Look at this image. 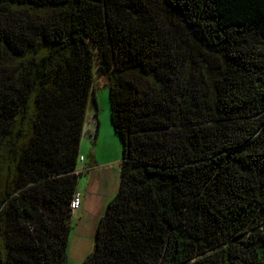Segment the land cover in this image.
<instances>
[{
	"label": "trees",
	"instance_id": "obj_1",
	"mask_svg": "<svg viewBox=\"0 0 264 264\" xmlns=\"http://www.w3.org/2000/svg\"><path fill=\"white\" fill-rule=\"evenodd\" d=\"M95 72L122 156L82 264H264V0H0V264H68Z\"/></svg>",
	"mask_w": 264,
	"mask_h": 264
},
{
	"label": "crops",
	"instance_id": "obj_2",
	"mask_svg": "<svg viewBox=\"0 0 264 264\" xmlns=\"http://www.w3.org/2000/svg\"><path fill=\"white\" fill-rule=\"evenodd\" d=\"M110 124L97 111L89 110L80 140L76 192L81 195V204L73 211L70 236L74 234L75 248L85 253L79 257L82 260L92 251L99 218L120 184L116 171L121 157L120 162L117 158L105 159L112 157L110 144L114 133Z\"/></svg>",
	"mask_w": 264,
	"mask_h": 264
},
{
	"label": "rangeland",
	"instance_id": "obj_3",
	"mask_svg": "<svg viewBox=\"0 0 264 264\" xmlns=\"http://www.w3.org/2000/svg\"><path fill=\"white\" fill-rule=\"evenodd\" d=\"M94 76L95 77H94L93 87H94L95 97L93 96L92 93L89 95L88 107L86 110V114L89 110L97 111L98 115L100 116V118L103 121H105V119H108V122L111 123L108 86L103 82L104 79L101 76L97 75L96 72L94 73ZM94 98L96 99V103L94 101ZM85 118H86V116H85ZM113 133H114L113 137H112L113 140L110 144L111 145V151H112V157H106L105 159L117 158V160H118L117 162H120V157L122 156V143L120 141L118 134L114 131V129H113ZM102 144H103V142H101L100 145H102ZM116 172H117V175L119 176L120 168H117ZM73 236H74V234H71V236H70L69 249H68V264H82L83 260L79 259V257L81 255L83 257L84 252L75 248V241L73 239ZM94 246H93V249H94ZM84 259H85V257H84Z\"/></svg>",
	"mask_w": 264,
	"mask_h": 264
},
{
	"label": "built area",
	"instance_id": "obj_4",
	"mask_svg": "<svg viewBox=\"0 0 264 264\" xmlns=\"http://www.w3.org/2000/svg\"><path fill=\"white\" fill-rule=\"evenodd\" d=\"M80 204H81V195L79 192H76L70 202V207L72 211H75L76 209H78Z\"/></svg>",
	"mask_w": 264,
	"mask_h": 264
}]
</instances>
